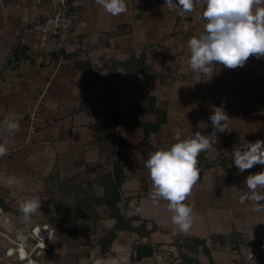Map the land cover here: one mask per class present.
<instances>
[{
  "label": "crops",
  "instance_id": "crops-1",
  "mask_svg": "<svg viewBox=\"0 0 264 264\" xmlns=\"http://www.w3.org/2000/svg\"><path fill=\"white\" fill-rule=\"evenodd\" d=\"M71 5L80 14L79 21L72 30L53 37L44 36L34 28L44 17L43 7L34 5L32 0H0V121L12 117L20 123V130L15 135H0V143L9 150L0 159V197L9 206L18 209L14 204L37 195L39 186H43V192L55 205L51 196L54 186L59 196L65 199L66 193L58 188L60 182L77 174L84 178L81 174L88 164L106 162L107 168L111 167L112 161L107 160V152L112 143L102 139L107 123L106 104L111 94L101 85L91 83L87 70L93 67L100 77L107 75L116 89L113 108H119L122 113V132L128 142V154L133 147L139 149L137 162L132 161L129 154L130 163L126 167L128 178L122 187L124 196L134 194L142 187L141 177H146L148 186L149 173L144 167L148 157L140 145L144 125L155 121L149 95L155 96L157 105L168 114V121L162 125L159 135H152V142L159 138L163 146L174 143L176 137L184 138L192 132L210 134L213 129L209 117L214 107H223L229 117L222 124L225 131L217 132L218 143L214 145L217 151L204 152L208 162L214 164L205 173L212 171L214 180L220 186L211 193L210 200L206 203L195 201V205L208 208L210 218L215 219L227 234L230 231L225 222L231 220L226 214L229 210L232 227L242 226L241 229L236 228L239 232L255 227L254 237L257 239L253 240L263 242L264 248V223L257 226L245 223L250 213L264 218V211H253V205L234 207L236 196L239 199L248 192L244 183L246 177L264 170V165L257 164L250 170L243 173L237 171L230 176L231 165L222 167L215 163L225 147L227 136H233L241 146L245 141L264 140V100H257L264 94L263 57L252 56L243 66L235 69L212 65L215 72L211 78L192 71L188 66L190 52L187 41L203 30V21L199 19L205 7L202 3H196L194 11L184 16L169 11L164 6L165 0H127V12L115 17L97 5L95 0H71ZM144 55L155 73L150 78L143 71L128 70V65L117 67L114 64V61L140 59ZM36 108L34 131H31V113ZM198 122H203L206 127H198ZM102 175L101 169L89 175L92 190L97 195L104 192ZM10 176L17 177L20 183L9 187L6 181ZM132 179L139 180V188L125 189L126 182ZM148 193L150 189L141 191V197L134 198L128 207L121 203L122 212L137 214L133 211L140 208L141 198ZM218 197L222 200L231 197L233 203L226 207L222 203L217 204L216 201H221ZM73 201L74 214V197ZM248 201L239 199L242 204ZM220 207L224 210L220 209L219 214L213 212ZM64 208L66 210V205ZM105 210L104 206L98 208L100 213ZM2 213L8 219L14 215V220L21 227L29 223L39 224L34 215L30 222H24L21 213H5L3 209ZM55 214L44 223H57V220L63 219L58 210ZM73 219L79 227L84 220H77L74 215ZM113 224V219L105 221L107 227ZM168 230L172 236L175 234ZM155 235L152 234L151 242L164 247ZM134 239V235L120 231L112 246V254L106 259L123 260L125 264L129 258L131 263ZM10 243L8 239L0 238V264H19L22 260L17 261L15 257L13 262L8 260L10 256L7 253L12 250ZM169 244L164 248L173 250L174 247H169ZM243 248L234 251L243 253ZM252 249L257 250L255 247ZM54 250L50 251L49 257L43 250L45 253L39 260L40 264H47V260L50 262ZM119 255L123 259L119 260ZM156 255L142 263L152 260L160 264L159 255ZM63 256L67 258L66 262L57 264H68L70 258H75L73 254ZM27 259L33 260L32 257ZM92 260L87 259L89 264ZM175 262L181 263L179 260Z\"/></svg>",
  "mask_w": 264,
  "mask_h": 264
},
{
  "label": "clouds",
  "instance_id": "clouds-1",
  "mask_svg": "<svg viewBox=\"0 0 264 264\" xmlns=\"http://www.w3.org/2000/svg\"><path fill=\"white\" fill-rule=\"evenodd\" d=\"M95 3L114 17L127 12V0H95ZM196 3L205 7L199 17L203 21V30L187 41L190 52L188 66L192 71L211 78L215 72L212 65L235 69L252 56L264 57V0H165L164 6L184 16L194 11ZM228 117L222 106L214 107L209 117L213 129L210 134L196 131L184 138L176 137L174 143L149 152L144 163L151 179L149 198L154 204L167 201V208L173 213L172 223L183 233L190 231L194 222L193 206L185 201L201 177L198 158L202 152L217 151L214 147L218 143L217 132L225 131L222 123ZM198 127L206 125L198 122ZM19 130V121L12 117L0 121V135H15ZM8 152L6 145L0 143V159ZM232 154V164L240 173L257 164L264 165V140L245 141L241 148H233ZM6 182L9 187L20 183L15 176L8 177ZM244 183L248 192L241 199L251 201L253 211H264V170L249 174ZM40 207L39 196L18 202L24 222H30ZM91 255L92 264H120L117 259L98 257L97 252Z\"/></svg>",
  "mask_w": 264,
  "mask_h": 264
},
{
  "label": "trees",
  "instance_id": "trees-1",
  "mask_svg": "<svg viewBox=\"0 0 264 264\" xmlns=\"http://www.w3.org/2000/svg\"><path fill=\"white\" fill-rule=\"evenodd\" d=\"M146 61V56L144 55L141 56L140 59L131 58L130 60L124 62L114 61V64L117 67L128 65V70L143 71L146 73V76L150 78L155 73ZM87 63L89 64V62ZM87 71L90 72L89 76L92 84L101 85L102 87L108 89L111 94V98L106 104L107 123L104 125V134L102 139L109 140L112 143V147L107 152V160H111L112 164L110 168H107L108 166L106 162L88 164L84 173L81 174L84 178L79 177L80 174H77L78 176L74 175L69 180L59 183V190L66 193L64 194L66 196L73 195L75 199V218L77 220L81 218L89 219L93 223L94 228H98V231L100 232L95 240L90 239V234L87 236L84 235L87 240H85V237H83V239L82 237H79L80 239H78L77 245H80L81 247L85 244L88 245L89 249H82L78 256L81 258H92L91 254L93 252H97L98 257H108V255L112 252V246L118 236V233L120 231H126L135 236L131 254L132 264L152 259L157 253L165 254L166 258H168L172 263L179 260L182 264H204L200 258L201 255H204L208 259V264H219L213 254L215 247H231L233 250L240 251L242 246L248 244L253 245L262 253L260 261L263 264V242L249 238L247 239L244 237L243 232H239L235 229H233L229 234H213L210 238L192 234L175 233L173 234L172 241L169 244V247H174V249H165L163 246H156L152 243L151 237L152 234L156 232L171 234V231L157 224L153 220L142 219L138 214L127 215L122 212V208L120 206L121 203H123L124 207H128L134 198L139 199L141 197V191H148L149 187L147 186L146 177H141L142 187L134 194H130L128 196L123 195L124 191L122 190V187L128 178L126 167L130 163V158L128 154V142L122 132L121 110L119 108H113L114 100L116 98V89L107 75L100 77V75L96 72V69H93V67ZM257 100H264V94L260 95ZM149 104L155 115V121L144 125L143 139L140 145L141 150L147 155V157L149 152L155 151L157 147L163 146L162 141L159 138L156 142H152V135H159L162 125L168 121L167 111L157 105L155 96L149 95ZM224 146L223 151L220 153L215 163L222 167H228L231 165L230 176H233L238 169L234 164H232V149L241 148L242 146L233 136L226 137ZM198 159L201 179L205 171L211 169L214 164L208 162L204 152L200 154ZM99 169L103 172L101 181L104 184V192L101 195H97L94 190H92V180L89 179V175L95 173ZM53 200L59 214L65 216L66 212L62 203L57 202L55 199ZM101 206H104L106 209L105 215L98 211V208ZM0 207L5 212L12 211L16 214L20 213L19 209L9 206L1 197ZM107 219L114 220V224L111 227H107L105 225V221ZM136 221H140V223L136 224ZM210 240L211 244H209ZM29 242L32 245L35 243L33 240H30ZM52 242L50 243L51 248H43L48 257L50 251L55 248V244H52Z\"/></svg>",
  "mask_w": 264,
  "mask_h": 264
},
{
  "label": "rangeland",
  "instance_id": "rangeland-1",
  "mask_svg": "<svg viewBox=\"0 0 264 264\" xmlns=\"http://www.w3.org/2000/svg\"><path fill=\"white\" fill-rule=\"evenodd\" d=\"M66 32L58 33V35H61ZM129 154H130L132 161L137 162L136 160L139 155V149L133 147L130 149ZM148 178H149L148 187L151 191V179L149 176ZM126 183L127 184L125 185V189L133 188V187L139 188L140 186V182L138 179H132L131 181H128ZM135 183H137V185ZM219 186L220 185L218 184V182L215 181L214 177L212 176V171L211 172L207 171L205 173L204 178L201 180L199 179L197 184L193 187L191 193L186 198V203L193 206L194 222H193V226L190 229V231L184 234H192V235H197V236L207 237V238H210V236H212L213 234H221V233L227 234L226 231L220 228L219 224L215 221V219L210 218L209 215L211 211L208 208H205L204 206H200V205H195V201H201L202 203L203 202L206 203L208 200H210L211 193L216 192ZM55 189L56 188L54 186L51 192V196L57 202L62 203L63 208L66 205V210L65 208L64 210L65 212H67V215H65V217L62 216L63 222L61 219L57 220V223L52 222V221L47 222L51 225V227H53V229L55 228L54 230H56L55 236L52 241L57 246V248L55 247L56 250H54L55 249L54 248L53 249L54 251L51 252L53 254L51 256V259H49L50 262L48 260L45 262L47 264H50V263L57 264L60 261L65 263L67 258L66 256H63V255L67 254V256H71V254H73L75 258L73 257L70 258V260L68 261V264H78V263L79 264H89V262L87 261L88 259L87 257L79 258L77 255L79 254L78 252H80L82 249H85V248L89 249L88 245L83 244L82 246L84 247L82 246L80 247V245H77V241L81 237H85L88 234H90V239L95 240V238H97L100 232L98 231V228L95 229L93 226V223L89 219H86V218H83L84 220H81L80 227H79V224L75 223L73 219V215H74L73 214V206H74L73 197L70 195H67L65 199L64 198L62 199V196H59V193ZM43 190H44V187L39 186V189L37 190L38 194L33 195V196H39L41 199L40 211L38 210L37 213L34 214V219H38L37 222L39 224H43L44 221L51 220L52 217H55L56 215L55 213L57 210L53 202L50 200L47 194L43 192ZM49 191H50V188H49ZM68 196L70 197L68 198ZM241 197L239 199H241ZM219 199L221 201L220 202L216 201L215 203L220 204V205L222 203V205H224L225 207L231 206L233 203L231 197H224L223 200L222 198H219ZM236 199H237L236 203L234 204V207L236 208L243 207V205L244 206L252 205L251 201H248L246 204H242L239 202V199L237 198V196H236ZM140 201H141L140 208H138L137 210L133 212H136L137 214H139L142 219L153 220L157 224H160L163 227L174 231V233H183L179 230L177 225L172 223L171 216L173 215V213H171L168 210L167 201L161 200L159 201V203L154 204L153 201L149 198V193L145 197L143 196ZM14 205L18 206V203ZM220 209L224 210V208L220 207V208H217L216 211L214 210L213 212L219 214ZM105 212L106 211L102 212V214ZM226 214H227L228 220L231 219L230 221L225 222V224L229 228V231L231 232L233 229L237 230L236 228L239 226H237L236 228L232 227L233 221H232V218H229L232 215L231 212L229 210H226ZM65 221H69V222L66 223ZM245 223L247 226L261 225L264 223V218L263 217L258 218L257 214L255 215L254 213H250L249 215L246 216ZM35 224L37 223H29L28 227L27 226L21 227L18 224V221L16 222L14 220V215H12L11 219L5 218L4 213H2V210L0 209V238L1 239L4 238L6 240L8 239L10 242H12L10 243V247L12 248V251L7 253V256H10V258H8L10 262H13L14 260L13 257L16 258L15 260L19 261V259H21L20 254L22 256L21 250L24 249L27 254V258L31 259L32 257V259L35 260L34 261L35 264H40L39 262L40 258L42 260L44 257V253H45L43 251L44 249L43 250L39 249L40 251L37 248L35 250H32L33 245L28 240H25L24 237L22 236V233L26 231V229L30 230L29 227ZM241 228L242 226H240L238 229H241ZM249 230L242 231L244 234H246L244 235V237L247 239L248 238L257 239L254 237L255 227L254 228L250 227ZM155 234H156L155 237L161 239L159 240L160 241L159 243L164 245V247H166L167 243L171 242L172 240L171 234L166 235V234H162L159 232ZM85 240H87V238ZM209 244H211V240L209 241ZM18 247H20V251H18ZM46 247L47 248L50 247L49 242H47ZM244 247L245 248H243V253H239L238 251H234L233 249H231V247H219L218 246L214 248L213 254H214V257L219 262V264H224V263H227V264H257V263H260L261 253L258 251V249L257 250L255 249L256 251H254L252 249V247L254 246L251 244L245 245ZM124 248H127V246H124ZM11 252H14V253L11 254ZM110 254L108 255V257L111 256ZM157 255H159L158 258L161 260L160 264H172L168 262L169 259L166 258L165 254L157 253ZM27 258L26 259L22 258L19 264H33L32 263L33 260H28ZM120 258L121 257L119 255V260ZM201 260L203 261L204 264H208V259L204 255H201ZM122 261L123 260H121L120 263L124 264V261L123 262ZM41 263L43 264V262ZM125 264H132L130 263L129 258H128V261L125 262ZM135 264H155V263L152 260H149L143 263L137 262ZM174 264H182V263L175 262Z\"/></svg>",
  "mask_w": 264,
  "mask_h": 264
},
{
  "label": "built area",
  "instance_id": "built-area-1",
  "mask_svg": "<svg viewBox=\"0 0 264 264\" xmlns=\"http://www.w3.org/2000/svg\"><path fill=\"white\" fill-rule=\"evenodd\" d=\"M32 1L34 5L44 8V17L39 20L34 27L37 32L43 34L44 36L55 37L58 35V33L70 31L74 28V26L80 19V14L72 9L71 0ZM41 102L42 100L40 99L39 103ZM37 108L31 113V131H34L33 122L37 115ZM26 226L28 227L29 225L26 224ZM29 228L30 230L26 229V231L22 233V236L25 240L35 241L32 250H35L36 248L38 250L47 248V242L50 243V240H52L55 236V230L49 223L35 224L33 226H30Z\"/></svg>",
  "mask_w": 264,
  "mask_h": 264
},
{
  "label": "bare ground",
  "instance_id": "bare-ground-1",
  "mask_svg": "<svg viewBox=\"0 0 264 264\" xmlns=\"http://www.w3.org/2000/svg\"><path fill=\"white\" fill-rule=\"evenodd\" d=\"M37 231H39V230H37ZM11 251H12V250H11ZM21 251H22V256H21V258L26 259V258H27V254H26L25 250L22 249ZM13 253H14V252H11V254H13ZM32 263L35 264L34 261H33Z\"/></svg>",
  "mask_w": 264,
  "mask_h": 264
}]
</instances>
